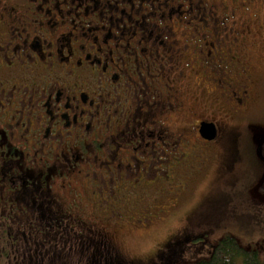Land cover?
<instances>
[{"label": "flooded vegetation", "instance_id": "obj_1", "mask_svg": "<svg viewBox=\"0 0 264 264\" xmlns=\"http://www.w3.org/2000/svg\"><path fill=\"white\" fill-rule=\"evenodd\" d=\"M263 35L264 0H0V264L193 262L221 220L182 210L216 118L262 98Z\"/></svg>", "mask_w": 264, "mask_h": 264}, {"label": "rangeland", "instance_id": "obj_2", "mask_svg": "<svg viewBox=\"0 0 264 264\" xmlns=\"http://www.w3.org/2000/svg\"><path fill=\"white\" fill-rule=\"evenodd\" d=\"M259 40L260 53L254 62L259 72L256 80L262 98L246 116L235 118L225 113L216 118L219 134L213 144L212 171L196 184V190L182 210L184 215L202 206L201 211H211L215 222L221 220L210 232L206 250L188 251V261L206 258L212 245L225 234L233 235L243 246L255 248L264 259V194L259 189L264 161L257 157L252 138V130L264 133V35ZM157 231L143 236L131 230L115 229L110 231V236L119 251L143 257L150 244L157 236L159 238L160 230ZM238 264L242 263L238 261Z\"/></svg>", "mask_w": 264, "mask_h": 264}, {"label": "trees", "instance_id": "obj_3", "mask_svg": "<svg viewBox=\"0 0 264 264\" xmlns=\"http://www.w3.org/2000/svg\"><path fill=\"white\" fill-rule=\"evenodd\" d=\"M260 150L264 159V142ZM259 189L264 194V174L260 180ZM238 261L242 264H264V259H261L255 248L243 246L236 237L228 234L213 245L208 257L181 264H238Z\"/></svg>", "mask_w": 264, "mask_h": 264}, {"label": "water", "instance_id": "obj_4", "mask_svg": "<svg viewBox=\"0 0 264 264\" xmlns=\"http://www.w3.org/2000/svg\"><path fill=\"white\" fill-rule=\"evenodd\" d=\"M199 133L205 139H213L216 135L215 125L212 122H201L199 125ZM256 152L261 156L260 146L257 147Z\"/></svg>", "mask_w": 264, "mask_h": 264}]
</instances>
